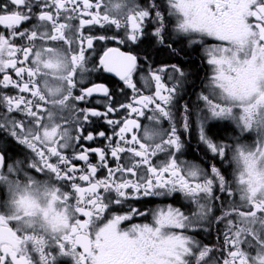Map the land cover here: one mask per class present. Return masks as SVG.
Returning a JSON list of instances; mask_svg holds the SVG:
<instances>
[{
  "label": "snow or ice",
  "instance_id": "1",
  "mask_svg": "<svg viewBox=\"0 0 264 264\" xmlns=\"http://www.w3.org/2000/svg\"><path fill=\"white\" fill-rule=\"evenodd\" d=\"M0 26V264H264V0H0ZM173 33L203 50L200 92L180 64L141 63ZM194 125L212 163L181 159ZM213 226L219 244L197 239Z\"/></svg>",
  "mask_w": 264,
  "mask_h": 264
},
{
  "label": "flooded vegetation",
  "instance_id": "2",
  "mask_svg": "<svg viewBox=\"0 0 264 264\" xmlns=\"http://www.w3.org/2000/svg\"><path fill=\"white\" fill-rule=\"evenodd\" d=\"M0 30H4L3 26H0ZM167 43H172L173 48L176 49V52L173 53L171 49L161 46L158 43H156L152 39H146L144 44L140 45V48L138 50V54L141 57V63L142 64H148L153 63L156 66H159L161 63H168V64H180L186 72L190 74L189 80L186 84V87H188L189 93L193 92H200L202 88V84L206 83V76L211 74V69L207 65L206 61L202 59L203 57V50L197 49L196 51H193V46L188 45L186 41H184L182 38L178 40L175 33H173L171 40L167 41ZM108 46L110 47H121L122 50L127 51V47L120 46L116 43H111ZM187 51V52H186ZM192 51L194 55L189 56V52ZM185 55H187L185 57ZM148 56L150 57V60H145L144 57ZM189 57V58H188ZM196 57V58H195ZM187 58V59H185ZM200 59L199 61L197 59ZM195 61L194 63V60ZM192 66H198V69L200 68V72H196L197 70H192ZM99 77V78H97ZM92 79L97 83H105L107 86L110 87V89L118 90L121 87H124L123 82L119 81V79L112 74L108 73H99V74H93ZM138 79V78H137ZM195 85V87H189V85ZM141 90L145 92V94H148V90L143 88L142 82L140 83ZM130 91V90H129ZM120 99H123V97H120ZM185 100L189 99L188 96H185ZM191 99L195 100V96H191ZM183 103V101H181ZM95 119V118H94ZM141 123L143 125H148L150 122L146 119L140 118ZM193 121H195V117H193ZM86 127L91 129H96L97 131L103 130L106 132L111 131V129L105 125L103 122H96L92 125H86ZM164 129H167L169 127V124L167 121H164L163 124L160 126ZM208 135L212 137L213 139L220 141V142H233L232 141V135H233V125L231 122H225V121H211L207 125ZM184 139L187 141V145L185 148V155L181 157V159L189 160V161H205L206 163H212L210 156L211 154L205 155V148L204 146L199 143L198 141V134L195 128V125L192 128V131L189 134H185ZM2 143V142H0ZM86 146L91 147H99L102 146L104 143L102 140H97L95 142H84ZM16 146H13V151L10 153V155L14 156L15 159H24V154L21 152V154H17V152H20ZM91 159L95 162L96 157L93 155ZM217 164V167H222L223 169H227L226 175L231 178V167L229 166L227 161L223 162V165H221L220 161H215ZM11 163V161H10ZM42 175V174H41ZM135 203V202H134ZM165 204H173L175 206L180 205V198L177 197L175 200L172 199H163V198H148L145 201H142L138 204H135L136 207L140 208L141 210H149L152 208H155L157 206H163ZM151 217L149 216L147 219L143 217H134L131 222H125L123 226H130L131 223H146L150 222ZM224 227L221 225L219 226V230L223 231ZM189 234H192L191 232ZM197 239L201 240L203 243L208 244H219L222 240V236L220 239H217V227L213 226V229L211 230V233L208 232H199L197 235ZM61 264H68L67 259H63L61 261Z\"/></svg>",
  "mask_w": 264,
  "mask_h": 264
},
{
  "label": "rangeland",
  "instance_id": "3",
  "mask_svg": "<svg viewBox=\"0 0 264 264\" xmlns=\"http://www.w3.org/2000/svg\"><path fill=\"white\" fill-rule=\"evenodd\" d=\"M232 123V122H231ZM232 125H233V131H234V135H232V141L234 142V140H235V137L237 136V135H239V130L238 129H236L235 128V125H234V123H232ZM244 138H245V134H243V136L241 137V140H240V142H242V143H244ZM256 139V134L255 133H250V136H249V139H247V141L245 142V143H252L254 140Z\"/></svg>",
  "mask_w": 264,
  "mask_h": 264
},
{
  "label": "trees",
  "instance_id": "4",
  "mask_svg": "<svg viewBox=\"0 0 264 264\" xmlns=\"http://www.w3.org/2000/svg\"><path fill=\"white\" fill-rule=\"evenodd\" d=\"M186 52H187V51H186ZM189 54H190L189 56H191V55L193 56V55H194V53H192V51H190ZM186 56H187V55H185V57H186ZM188 58H189V57H188ZM195 58H196V57H195ZM185 59H187V58H185ZM197 60L199 61L200 59L198 58ZM197 60L195 59V60H194V63H195V61H197ZM192 68H193L192 70H197L196 72H198V73L200 72V68L198 69V66H195V67L192 66Z\"/></svg>",
  "mask_w": 264,
  "mask_h": 264
}]
</instances>
